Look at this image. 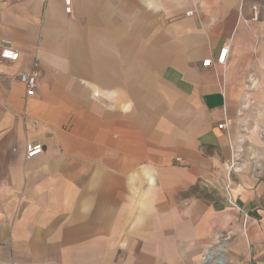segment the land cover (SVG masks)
Masks as SVG:
<instances>
[{"label":"crops","instance_id":"0c3cea01","mask_svg":"<svg viewBox=\"0 0 264 264\" xmlns=\"http://www.w3.org/2000/svg\"><path fill=\"white\" fill-rule=\"evenodd\" d=\"M66 7L0 0V264H264V0Z\"/></svg>","mask_w":264,"mask_h":264},{"label":"built area","instance_id":"2783aa9c","mask_svg":"<svg viewBox=\"0 0 264 264\" xmlns=\"http://www.w3.org/2000/svg\"><path fill=\"white\" fill-rule=\"evenodd\" d=\"M16 1H25V0H16ZM66 3V11L68 13H71V0H65ZM193 14L192 11L188 13V15ZM228 54H229V46L224 45L221 50L219 51L218 56L214 60L213 58H208L203 61V65L205 67H214L216 64L224 65L228 60ZM0 57L3 61L8 62H16L18 61L20 57V53L18 50H16L13 45L9 41H2L0 42ZM19 81L20 83L25 87L26 94L28 96H34L36 94V91L38 89V76L34 72H23L19 75ZM239 116L242 115V113L238 114ZM218 128L221 130L227 129V122H223L218 125ZM44 151L43 145L40 142H31L28 143L26 146V158L27 159H34L41 155ZM177 161H180V159H177ZM231 182L229 181L227 184V189L230 188ZM233 205L237 206L235 203H232ZM213 259V255L211 253H208L207 257L205 258V261L207 262L208 259ZM218 263L223 262L222 257L217 258Z\"/></svg>","mask_w":264,"mask_h":264},{"label":"rangeland","instance_id":"374dc122","mask_svg":"<svg viewBox=\"0 0 264 264\" xmlns=\"http://www.w3.org/2000/svg\"><path fill=\"white\" fill-rule=\"evenodd\" d=\"M264 20V19H263Z\"/></svg>","mask_w":264,"mask_h":264}]
</instances>
